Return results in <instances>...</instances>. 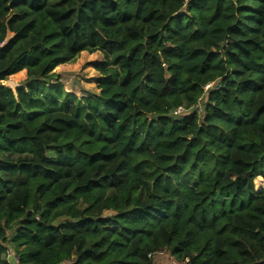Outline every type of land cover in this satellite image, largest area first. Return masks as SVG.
I'll list each match as a JSON object with an SVG mask.
<instances>
[{
  "label": "trees",
  "instance_id": "trees-1",
  "mask_svg": "<svg viewBox=\"0 0 264 264\" xmlns=\"http://www.w3.org/2000/svg\"><path fill=\"white\" fill-rule=\"evenodd\" d=\"M81 51L103 56L92 96L55 72ZM9 247L264 264V0H0V264Z\"/></svg>",
  "mask_w": 264,
  "mask_h": 264
},
{
  "label": "rangeland",
  "instance_id": "rangeland-1",
  "mask_svg": "<svg viewBox=\"0 0 264 264\" xmlns=\"http://www.w3.org/2000/svg\"><path fill=\"white\" fill-rule=\"evenodd\" d=\"M103 60L100 52L81 51L72 61L62 63L55 67V72L59 76L66 91L72 92L77 97L92 96L99 93L97 88L99 72L96 64ZM25 77V71L16 72L2 81L7 87L15 89ZM212 86V85H211ZM263 181L261 177L254 180L255 188H259ZM7 249V248H6ZM12 249V248H8ZM13 250V249H12ZM153 264H182L176 261L168 251L163 250L153 256ZM184 264V263H183Z\"/></svg>",
  "mask_w": 264,
  "mask_h": 264
},
{
  "label": "built area",
  "instance_id": "built-area-1",
  "mask_svg": "<svg viewBox=\"0 0 264 264\" xmlns=\"http://www.w3.org/2000/svg\"><path fill=\"white\" fill-rule=\"evenodd\" d=\"M211 86V83H207L205 88ZM182 107H178L176 109L177 112L181 111ZM6 258L8 260V264H21L20 259L17 253H15L12 249H7L6 251Z\"/></svg>",
  "mask_w": 264,
  "mask_h": 264
}]
</instances>
